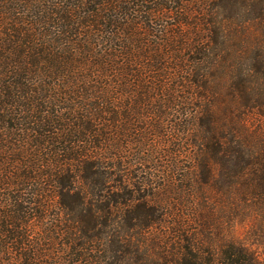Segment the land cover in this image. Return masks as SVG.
<instances>
[{
    "label": "trees",
    "instance_id": "1",
    "mask_svg": "<svg viewBox=\"0 0 264 264\" xmlns=\"http://www.w3.org/2000/svg\"><path fill=\"white\" fill-rule=\"evenodd\" d=\"M193 216L264 237V0H0V264H264Z\"/></svg>",
    "mask_w": 264,
    "mask_h": 264
},
{
    "label": "rangeland",
    "instance_id": "2",
    "mask_svg": "<svg viewBox=\"0 0 264 264\" xmlns=\"http://www.w3.org/2000/svg\"><path fill=\"white\" fill-rule=\"evenodd\" d=\"M219 107H220V103H219ZM220 114H221V111H220ZM183 150L186 153L189 151V154L192 153L193 151L191 148L189 149L188 146H185V145L183 147ZM180 164L185 167L193 166L191 163H188V162H181ZM194 219H195L194 216L190 217V220H188V223H187V229L191 235L193 234L196 235L194 239L198 240L201 243V251H202V254L204 253L203 255L206 256V253L210 251L209 244L211 243V241H213V245H215L214 247L219 248V246L223 244L221 242L223 240L241 239V240H244V242L247 243V245L250 244V246L253 249H255L256 254L260 255V257L263 258L264 260V237H259L258 235H255V237L253 236L254 229H256L257 227L253 226L254 224H251V222H247V221H250V219L242 223L236 222L235 228L233 229V233H232L233 237H230V234H228V230L222 232L223 234H221V236L205 237V234L201 233L202 228H201V231L199 230L201 227L200 220L197 222ZM198 231L200 234H198ZM174 232H176V226L167 228V233L169 236L167 237V240L169 241V243L173 241L177 242L178 239H182L181 244L185 242L183 241L185 237H172ZM188 238L192 239L193 237H188Z\"/></svg>",
    "mask_w": 264,
    "mask_h": 264
}]
</instances>
